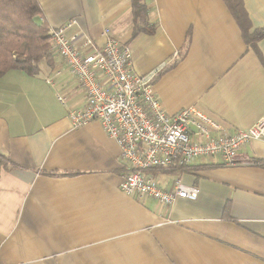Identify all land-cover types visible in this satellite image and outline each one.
Wrapping results in <instances>:
<instances>
[{
  "label": "crops",
  "instance_id": "1",
  "mask_svg": "<svg viewBox=\"0 0 264 264\" xmlns=\"http://www.w3.org/2000/svg\"><path fill=\"white\" fill-rule=\"evenodd\" d=\"M38 1L48 26L75 20L68 35L102 44L106 28L142 75L166 67L154 92L169 115L195 106L232 131L264 114V66L224 0H143L155 30L136 34L130 0ZM241 3L252 29L264 28V0ZM257 49L264 61V37ZM53 57L35 76L0 78V264H264V141L237 151L253 164L200 159L183 170L194 200L126 195L116 142L94 120L67 121L84 92Z\"/></svg>",
  "mask_w": 264,
  "mask_h": 264
},
{
  "label": "built area",
  "instance_id": "2",
  "mask_svg": "<svg viewBox=\"0 0 264 264\" xmlns=\"http://www.w3.org/2000/svg\"><path fill=\"white\" fill-rule=\"evenodd\" d=\"M74 24L71 19L48 31L57 57L84 92L81 105L68 110L67 121L75 128L94 120L116 142L127 167L119 183L124 194L169 206L178 198H196L197 189L180 180L196 160L224 166L254 163L240 159L237 151L249 141H264V114L249 127L232 131L195 106L169 115L154 92L162 66L142 75L132 67L129 46L108 36L106 28L105 40L96 44L83 31L68 35ZM159 170L173 175L168 187L156 181Z\"/></svg>",
  "mask_w": 264,
  "mask_h": 264
},
{
  "label": "trees",
  "instance_id": "3",
  "mask_svg": "<svg viewBox=\"0 0 264 264\" xmlns=\"http://www.w3.org/2000/svg\"><path fill=\"white\" fill-rule=\"evenodd\" d=\"M224 1L241 30V37L264 66L257 49V41L264 37V28L252 29L241 0ZM129 3L132 34L140 31L153 33L155 28L148 23V6L145 2L130 0ZM39 5L38 0H0V78L13 69L35 76L39 73L40 61L52 63L55 51L51 45L48 23L43 19ZM2 161L3 158H0Z\"/></svg>",
  "mask_w": 264,
  "mask_h": 264
},
{
  "label": "rangeland",
  "instance_id": "4",
  "mask_svg": "<svg viewBox=\"0 0 264 264\" xmlns=\"http://www.w3.org/2000/svg\"><path fill=\"white\" fill-rule=\"evenodd\" d=\"M170 174L168 173L167 175H166V177L167 178H169L170 176H169ZM165 178V176H161L160 178H159V176H157V178H156V181H158L161 185H162V179H164ZM164 183V182H163Z\"/></svg>",
  "mask_w": 264,
  "mask_h": 264
}]
</instances>
